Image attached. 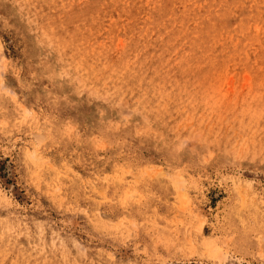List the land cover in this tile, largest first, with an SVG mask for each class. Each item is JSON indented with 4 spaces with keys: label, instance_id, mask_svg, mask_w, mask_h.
<instances>
[{
    "label": "rangeland",
    "instance_id": "1",
    "mask_svg": "<svg viewBox=\"0 0 264 264\" xmlns=\"http://www.w3.org/2000/svg\"><path fill=\"white\" fill-rule=\"evenodd\" d=\"M0 264H264V0H0Z\"/></svg>",
    "mask_w": 264,
    "mask_h": 264
}]
</instances>
